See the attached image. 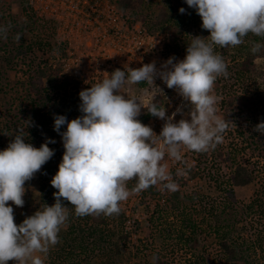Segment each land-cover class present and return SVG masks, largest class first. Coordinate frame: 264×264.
I'll return each mask as SVG.
<instances>
[{
	"label": "rangeland",
	"instance_id": "obj_1",
	"mask_svg": "<svg viewBox=\"0 0 264 264\" xmlns=\"http://www.w3.org/2000/svg\"><path fill=\"white\" fill-rule=\"evenodd\" d=\"M35 1L29 0V4L36 15L47 23L45 26L49 38L44 51L36 45L31 53L24 46L27 45V41L35 42L39 32L36 29L30 30V26L26 24L27 14L22 11L21 0H0V25L10 22V25L15 24L18 30L12 31L11 36L7 35L6 39H0V54L8 45L19 50L20 54H34L35 58L34 60L27 58V62L25 60L17 66L24 70L18 75L14 72L3 73L5 68L0 69L2 71L0 83L1 80H6L13 86L20 83L7 89L6 96L0 94V120L7 116L14 123L20 122L17 120L24 113L25 104H29L22 86L27 78L25 71L37 69L44 61L53 68H60L61 79L70 82L68 90L73 92L74 98L78 100L81 90L109 77V71L115 65L121 66L124 70L123 66L127 64L124 54H132L130 51L139 54L138 41L142 40L144 46L148 45L147 38L139 33L140 29L155 36L153 54L165 56L174 54L169 50V45L171 48L176 47L172 40L173 29L167 26L163 30L151 32L150 27L161 7L170 4L171 8H174L179 5V0H146L141 19L134 23L129 14L115 12L109 7L116 2L115 0ZM35 6L39 8L36 10ZM169 13L172 16L180 14L179 10L174 9ZM188 14H192L195 19L199 16L193 8ZM193 26L190 36L192 38L200 36L196 24ZM17 33L21 34L19 41L15 39ZM137 35L139 37L136 38ZM208 35L202 36L207 39ZM162 43L164 50L157 52ZM215 51L226 62L228 71L227 77L223 75L217 77L214 84L218 97L217 105H222L220 110L217 109V115L228 125L222 134L223 140L215 148L206 151L207 154L182 148L183 162H174L168 157L164 161L174 182L179 185V190L193 196L192 203L187 206L182 203L180 208L175 209L170 202L172 191L157 185L139 193L131 192L136 180H130L127 182V188L131 194L126 201L120 203L121 212L125 214L124 222L115 215L107 216V224L102 228L106 239L102 245L95 246L90 239L88 248L75 251L68 257L62 256L60 250L52 246L44 259V264H64L62 259L66 264H110L107 262L108 259L114 260L115 264H198L203 260H207L208 264H225V254L215 235L212 216L229 199L228 190L231 188L236 164L246 165L255 176L251 184L234 187L238 204L242 207L247 206L257 195L264 203V193H261L264 192V146L260 145L257 137L259 133L255 130V126L264 119L260 120L259 113L250 116L242 99L243 96H249L256 102L259 93L264 90V79H251L238 71L244 54L237 50V46L227 48L215 46ZM15 53L17 54V51ZM185 55L186 49L183 48L180 56L183 59ZM257 63L260 68H264V58L259 59ZM155 84L162 89L163 93L159 96L164 100L166 114L170 115L172 102L169 97L172 96L173 89H169L159 78H156ZM158 87H150L147 83L141 82L126 86L123 91L125 95L146 98L158 91ZM18 90L23 94H17ZM168 93L169 95H166ZM230 98H236L235 105L231 107L228 105ZM260 110H264V106H261ZM231 111L236 112L237 116L229 121L227 116ZM164 123L165 121L161 119L160 124L153 121L149 126L160 133ZM51 139L55 140V143L50 144L63 146L62 138L55 130ZM46 140L44 139L43 143ZM219 152L221 155H218ZM178 170H182L184 174L177 175ZM25 188L24 205L22 207L12 205L14 222L18 225L27 216L35 213L41 203L37 174L26 182ZM194 209L196 211L193 216L190 211ZM181 215L190 216L197 226L199 237L197 250L191 249L181 237L182 230L188 229L181 220H178ZM61 228L66 229L67 224ZM240 228L242 229L240 239L253 247L252 262L263 263L264 212L249 216L240 224ZM114 242L119 243V252L114 248ZM8 264H14V261L10 260Z\"/></svg>",
	"mask_w": 264,
	"mask_h": 264
},
{
	"label": "clouds",
	"instance_id": "obj_2",
	"mask_svg": "<svg viewBox=\"0 0 264 264\" xmlns=\"http://www.w3.org/2000/svg\"><path fill=\"white\" fill-rule=\"evenodd\" d=\"M185 2L196 10L202 28L210 35L207 39L193 36L183 59L169 57L159 68L153 61L139 68L115 69L109 77L79 92L82 115L71 120L55 115L53 127L65 149L50 181L58 190L54 193L55 203L39 208L19 225L14 222L12 204L24 205L25 184L53 157L55 150L49 143L55 140L48 138L35 147L26 141L25 127H18L14 139L0 150V264L10 260L14 264H44L68 219L61 198L74 206L77 217L118 215L120 203L131 192L157 185L172 192L179 189L164 163L166 157L183 162L182 148L206 152L222 142L228 125L217 115L214 84L217 77H227L228 71L215 46L236 47L249 33L264 38V0ZM185 11L179 8L180 13ZM7 32L8 28L0 25V39H6ZM20 38L17 33L15 39ZM262 50L261 43L251 48L253 54ZM156 78L188 102L190 119L174 122L176 112L166 114L164 104L156 99L163 93L155 84ZM141 82L158 87V91L146 98L125 95L126 86ZM142 109L165 121L159 134L138 119ZM24 122L26 128L32 123ZM64 125L66 130L61 131ZM255 130L264 134V121ZM183 174L177 171V175ZM130 180H136L131 192L127 188Z\"/></svg>",
	"mask_w": 264,
	"mask_h": 264
},
{
	"label": "trees",
	"instance_id": "obj_3",
	"mask_svg": "<svg viewBox=\"0 0 264 264\" xmlns=\"http://www.w3.org/2000/svg\"><path fill=\"white\" fill-rule=\"evenodd\" d=\"M115 3L118 10L132 17V23L141 19V13L146 7V0H116ZM21 6L22 11L27 14L26 24L30 26V30L36 29L39 32V37L36 41H27V45L24 47L33 53L34 47L37 45L44 51L47 47L46 41L49 38V32L45 26L47 23L36 15L29 4V0H21ZM181 7L186 9L185 14L170 15L169 11H171V9L179 10ZM190 10L191 8L186 4L185 0H179V5L174 8H171V5L167 4L161 7L159 14L150 27L151 32L163 30L167 26L173 29L172 40L174 44H176V47L171 48L169 45V50L172 51L176 57L183 53V48L186 49L187 44L193 39L190 36L191 28L194 27L193 24H196V27L199 29L200 36L209 34L208 30L202 28V19L199 18V16L195 19L192 14H188ZM12 18L14 20L13 15ZM143 23H145V21H143ZM3 25L8 28L7 35L9 36H11L12 31H18L15 24L10 25V22H5ZM243 41L242 44L237 46V50L244 54V59L238 65V71L251 79H264V68H260L257 63L259 59L264 58V50L256 54L251 52V48L254 44H264V38L249 33L243 38ZM5 48L3 53L0 54V66H2L0 69L5 68L3 73L6 72L10 74V72H14L15 75H18L24 70L17 66L21 65L25 60L27 62V58H30V60L35 59L33 58L34 54H20L19 50L13 49L8 45ZM15 51H17V54ZM117 68L122 70L121 66L115 65L110 69L109 76L110 73ZM0 73H2V71H0ZM25 73L27 78L22 86L24 87V92L27 94L29 104H25L24 113L19 120H17L20 121L18 122L19 124L9 120L7 116L2 117L3 119L0 120V150L6 148L9 142L14 139L13 135L16 134L15 130L18 127H25L26 141L32 143L35 147H39L44 139L53 138L55 115H65L68 120L82 115L79 110L81 101L80 99H75L74 93L68 90L70 82L61 79L60 68H53L48 62L44 61L43 64L41 63L38 65L37 69L33 71L26 70ZM142 83L146 84V82ZM19 84L20 83H16L14 86ZM14 86L7 83L6 80H1L0 94L6 96V90ZM17 94H23V92L21 93L18 90ZM55 94L57 96H54ZM156 99L159 100L161 105L164 103L162 96L157 95ZM242 99L243 105L247 108L250 116L259 113L260 120L264 119V110H260V107L264 106V90L259 93L256 102L252 101L249 96H243ZM235 101L236 98H230L228 105L230 107L234 106L236 103ZM236 116V112L231 111L227 117L228 120L231 121L234 120ZM152 118L155 117L145 109H142L138 117L144 124H148ZM26 120L32 122L28 128L25 126L24 121ZM61 129L63 131L66 130V125L62 126ZM257 137L260 145L264 146V134L259 133ZM49 147L55 150L54 155L42 166V169L36 173L41 191V203L39 206L41 210L46 205L51 206L55 203L54 193L58 190L51 185L50 181L58 171L59 163L65 151L64 146L57 147L55 144L49 143ZM215 151L217 150L215 149ZM218 155H221V153L219 152ZM254 179L255 176L249 167L241 163L236 164L233 170L231 188L228 190L229 199L213 213L214 231L225 254V264H254L252 262V245L240 239V230H242L240 224L249 216L262 214L264 212V203L259 198V195H257L247 206L242 207L238 204L234 191L235 186L249 185ZM61 199L68 211V219L66 221L67 228H61L58 234L59 241L55 245L60 250V254L68 257L69 254L71 255L75 251L88 248L87 245H89L90 239H92L93 245H102L106 239V235L102 228L107 224V216L101 214L77 217L75 215L74 206L63 198ZM193 200V196L184 194L179 189L172 192L170 195V202L175 209L180 208L182 203L186 206L190 205ZM9 203L12 202L10 201ZM12 205L14 206V204ZM194 211L196 210L190 211V214L193 216ZM114 215L124 222L125 214L123 212L120 211L118 215ZM178 220H181L183 225L188 227V229L182 230L181 237L184 238L191 249L197 250L199 246V237L196 224L190 216L187 217L186 215H181ZM123 237L127 238V236ZM114 248L119 252L120 245L118 242H114ZM107 262L112 264L115 261L108 259ZM62 263L66 264V261L62 259ZM198 264H208V261L203 260ZM258 264H264V262Z\"/></svg>",
	"mask_w": 264,
	"mask_h": 264
},
{
	"label": "built area",
	"instance_id": "obj_4",
	"mask_svg": "<svg viewBox=\"0 0 264 264\" xmlns=\"http://www.w3.org/2000/svg\"><path fill=\"white\" fill-rule=\"evenodd\" d=\"M39 0H36L35 2H37ZM116 1V0H115ZM37 4V3H36ZM110 8H112V10H115V12H120L121 14H124V12L120 11L117 9L116 7V3H112L109 5ZM39 7L35 6V9L37 10ZM128 17V16H127ZM126 17V18H127ZM139 33L143 35V37H146L148 40V45L146 44L144 46L143 41L140 40L137 43H140V45L138 46V49H140L139 54H133L132 51H130L132 54H124L125 58L127 59V64L125 66H123V69L125 70L127 67H131V68H139L142 66V64L145 63H150L155 61L156 66L159 68L161 66V64L166 61L169 57H172L175 55L174 54H166V56L164 54H153L155 51L154 47V41H155V36L147 33V31L145 30H139ZM140 35V36H142ZM139 37V35L136 36V38ZM164 50V43L160 44V46L157 48V52H161ZM148 53V54H146ZM152 53V54H151ZM177 60H181V56L175 57ZM175 91V92H174ZM214 94L217 96V91L214 88ZM166 95H169L166 94ZM169 100L172 102V112L170 113V115H172L174 112H176V115L174 117V122L179 121L182 118H186L188 119V114H186V112L190 111V107L187 101H185L177 92L176 90L173 89L172 91V96L169 97ZM181 108L182 111L181 112H177V108ZM217 109L220 110L221 106L216 105ZM154 119V120H153ZM153 121H156V123L160 124L161 123V119L155 117L152 118L149 123H153ZM149 123L147 125H149ZM157 133V132H156ZM159 134V132L157 133ZM160 188V187H159ZM161 189V188H160Z\"/></svg>",
	"mask_w": 264,
	"mask_h": 264
}]
</instances>
